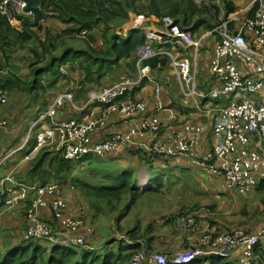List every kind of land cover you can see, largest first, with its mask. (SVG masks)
I'll list each match as a JSON object with an SVG mask.
<instances>
[{"label":"built area","instance_id":"2783aa9c","mask_svg":"<svg viewBox=\"0 0 264 264\" xmlns=\"http://www.w3.org/2000/svg\"><path fill=\"white\" fill-rule=\"evenodd\" d=\"M250 10H253L251 17H244L239 23L226 17L208 31V36L215 39V46L210 62L214 83L207 93L197 88L198 71L193 60L183 57L177 61L162 49L152 52L144 47L137 63L135 77L122 75L106 88L91 90L83 107L76 104L71 92L56 96L37 120L30 124L29 132L20 147L3 158L0 165L16 156L17 151L27 145L32 132L35 134V146L25 156V160L33 159L38 151L55 139L59 140V151L66 161L74 162L88 156L104 159L118 152L131 143L133 133L116 134L105 141L93 140L90 134L103 130L106 127V117L111 114L116 113L121 118H130L147 112L141 99L130 98L131 92L135 88H140L149 77L150 68L144 65L143 61L155 56H167L175 70L184 100L196 107L205 99L231 97L232 101L220 109L214 120L216 144L207 155L198 157L191 143L176 140L170 148L164 150L162 156L187 160L193 167L210 175L222 176L228 190L239 195L247 194L264 182V0H254ZM0 15L10 18L12 26L13 23L21 24L19 18H32L34 11L23 0H2ZM171 23L169 22V25ZM169 31L174 38L189 36V33H180L178 26L174 24L170 25ZM204 39L205 36H202L197 42ZM161 91L162 88L157 86L156 97ZM125 97L130 99L124 100ZM7 101L8 94L0 90V114ZM68 105L78 111L93 105L102 106L106 110L101 117H94L91 114L85 121L74 119L56 121L57 111ZM156 109L162 110L159 100ZM159 123V117L152 115L141 123L140 130L155 133L159 130ZM6 125L7 122L0 118V129ZM150 151L158 153L160 148L154 146ZM141 187L143 188V185ZM61 193L62 189L57 183L28 186L15 181L11 176L2 177L0 212L24 204L30 195L34 196L32 209L28 212L30 227L23 240L29 241L37 237V241L51 242L54 240L52 230L45 222L39 220L36 213L38 209L49 207L60 225L68 230L73 231L79 226L76 221L64 216L66 204L60 198ZM52 196L57 198L47 203L46 197ZM183 221L190 229H195L197 223L194 218L184 217ZM263 234L264 229L254 235L239 230L221 233L214 240L213 254L225 257L232 250L240 248L242 255L238 264H257L254 252ZM208 241L209 237L205 236L197 245L201 243L204 245V242ZM74 242L77 246L86 245L83 238H77ZM200 245L185 249L170 258L160 254L152 256V264H191L204 255ZM145 257V253L137 251L132 256L130 264H145Z\"/></svg>","mask_w":264,"mask_h":264},{"label":"crops","instance_id":"0c3cea01","mask_svg":"<svg viewBox=\"0 0 264 264\" xmlns=\"http://www.w3.org/2000/svg\"><path fill=\"white\" fill-rule=\"evenodd\" d=\"M229 1L233 4L234 13L229 14L227 18L232 19L233 21L236 20V23H239L242 19H244V17L247 16L254 0H229ZM195 2L199 6L202 4V2L206 3V1L204 0H195ZM146 20L150 21V27L142 26L141 23L138 29L146 30L147 32H149L150 40H153V38L158 37L163 43L161 44L163 48L164 45L168 46L169 48L162 50L170 53L175 60L179 61L183 57H188L191 60H193L195 62V65L197 64L196 68L197 67L199 68V74L204 73V75L202 76L200 75V77L198 78L197 81L198 90L205 92L206 90L211 88L213 86L214 80H212L213 79L212 76L210 77L211 75L210 62L213 56L215 39L208 36L212 40L204 45L205 39L198 43L197 41L199 39L197 40L198 37H196V35L199 36L202 32L203 33L205 32L204 34H206L209 30L206 31L204 27H201L193 35L189 34V36H183L182 38H174L169 31L170 25L175 24L173 20L171 19L162 20L163 22V29H161L163 30L162 32H159L157 30L158 28H156V26H158L157 20L148 19V18ZM140 21H143V19H141ZM168 21L172 23L169 25ZM12 27L15 28L16 30H20L21 24L13 23ZM124 30L127 31L125 34L126 36L129 32L128 27H126V29ZM156 35H163V36H156ZM195 43H198V45L196 46ZM66 47L69 46L66 44ZM138 55H139L138 59L136 58L137 62L135 64V72L138 69L137 63L139 61L141 54L137 52L136 57ZM158 57H167V56H158ZM134 59L128 60V62H123V61L119 62L118 66L115 68V71L113 72L114 73L113 76H109L107 80H104L102 83H100L101 84L100 89L110 86L115 80L119 78V76L122 75L127 76L131 74V72H133L131 70L132 69L131 67H133ZM171 67L175 74V70L170 60L168 64L162 67L160 71L155 70L152 72L150 70L148 79H146V81L144 82L138 93H136L135 96L130 95L131 99H141L144 102L145 107L147 109V112H145L144 115L137 114L130 118H121L116 113L111 114L106 117V127L103 130L100 129L90 134V137L96 141H105L116 134L133 133V136L131 138L130 144L119 149L118 152L109 155V157L118 156L117 159H115V161H111V160L102 161L97 159L88 160L82 164L79 170L74 171L71 178L65 181V183L62 185L61 188L62 196L66 204V210L64 211V216L70 219L72 218L75 219L79 217H84L82 215L84 213H86L85 217H91V216L93 217L94 215V213L91 212L87 207H85V211H83L84 210L83 199L85 198L81 193H77L76 184H74V182L71 181V179L74 178L86 179L87 176L83 177V174H80L79 172L89 174L100 170L101 174H105L106 173L105 170L114 169V170H118V172L123 171L127 173L129 172V168H130L136 176V180L138 182L137 188H139V192H142L143 189L146 187V185L149 184L148 181L150 179V174L148 170H152V172H155L156 174L154 177L157 176L158 180L168 179L169 177L168 175L158 173V171L162 168H169L170 166L174 165V161H178L180 159L177 157L165 158L164 156H162L164 155V150L166 148H170L176 140H186L189 143H191L198 157L207 155L215 146L216 135L214 132V120L218 116L220 109L223 106L228 105L232 101V98L221 97L218 100H211V99H207L205 101L201 100L198 103L197 107L191 104L190 102L184 100L183 98H181L180 100H178L175 96L171 98L169 91H167L168 89L171 88V84L169 82V78L165 74L167 69ZM71 68L75 69L74 72L70 70ZM61 70L64 74V77L59 79V81L57 82V85L60 82H62L61 89H58L57 91L50 92L46 90L43 92H39L36 95L34 94L26 95L25 93L22 92L9 93L11 97L12 94L23 95V97H18V96H16L15 98L12 97L11 98V100L13 101V106L11 108L12 110L8 108L5 110L6 117H12L13 119L17 120L18 118L17 115H20L19 119L23 118V121L21 122L19 120L17 124L19 125V127H23V128L22 130L19 131L18 135L12 133L9 134L8 131H3L4 129L0 130V156L4 151L9 150V148L12 146L14 142H17L21 140V138H23L25 134V128H27L28 126L30 127L29 123L33 121L34 118L36 119L43 110L45 111L47 106L54 100V98L62 94V92L63 93L73 92L75 95L73 93L72 94L74 95L77 101L76 104L79 107H83L85 105V102L87 100V95L91 91L93 86L87 85L83 87L82 83L80 84V81L84 78V75L81 71L77 69L76 65H72V66L67 65L62 67ZM73 75L74 78H72ZM113 78L114 80L112 81ZM67 79H69L70 81L68 83H65L66 82L65 80ZM160 80L163 81L165 87L160 84ZM47 82L49 81H45L44 86H46ZM157 86H160L162 88L161 94H159L158 97H156V93H155V89ZM178 88H179L178 93L180 96L181 88L180 86H178ZM68 89L69 91H67ZM130 98L125 97L124 100ZM17 99H19V101ZM158 100L161 102L162 105V110L160 111L156 109V103ZM42 107L45 108L40 109ZM105 110L106 108L102 106L93 105L85 110L78 111L68 105L60 108L57 111L56 121L66 120V119L85 121L91 114H93L94 117H101L105 112ZM8 112L10 113L8 114ZM152 115H157L159 117L160 120L159 130L155 133L149 131L146 132L141 131L140 130L141 123L146 118ZM30 118L32 119L29 120ZM48 123L49 122H46V124ZM22 131L23 134L21 135ZM58 146H59V140L55 139L51 143H49L44 149L48 153L50 152L55 153V152H59ZM154 146H159L160 151L158 153H152L150 151V148H153ZM24 163H28L25 166V168H24ZM29 163L30 162L26 161L25 158L21 156H15L9 159V161L0 165V179L2 177H7V176L13 177L14 172H13V168L11 167H13L14 165L15 168L19 169V171H22L24 169V173L22 175L23 178L25 179L26 174L29 171V168L31 167V164ZM111 163H113L114 165L109 166L108 168L104 166L105 164H107V166L111 165ZM138 167H142L145 170V173H143L142 176L143 178L138 177V171H137ZM203 172L207 174L206 176L211 185L199 184L197 188L192 186V189L191 188L188 189L184 187V186L190 187L189 185H185V184L182 185L183 190L191 195L193 194L194 189H198V191L201 193L207 192L210 194V198L207 204H205V206L200 207V205L198 204H193L191 207L187 208L188 215H191L193 217L195 216V218H197L198 220L197 228L190 229L183 221L182 216L177 217V215L176 216L172 215L171 219L166 221L165 220L158 221L155 219V217L149 216L145 225L143 226L144 228H142L141 231H143L144 229L146 230V232L151 230L150 237L147 239H149L148 245L150 249H152L153 253L163 254L169 258L173 254L182 252L183 250H185L184 248L188 249L199 246L200 244L197 245L198 242H200L205 236H207L209 237L210 241L204 242V245L201 243L200 245L201 252L204 254L203 256H209V255L217 256L213 254L214 253L213 243L215 238L220 235V232L223 231L222 228L224 226L221 220L216 219L217 212L221 213L222 215H226L228 211H231L235 208L238 209L241 203H245L246 200H248L251 197L254 198L258 197L259 205L260 206L263 205L264 188L263 189H261L262 187L258 189L254 188L246 195H239L227 189L222 176L210 175L205 171ZM141 185H143V188L141 187ZM175 191H178V189H176ZM230 192L233 194H231ZM224 194H227V196L228 195L231 196L234 200L230 204H227L225 201H223ZM234 194H237L239 196ZM77 197L80 201L77 199ZM191 197L193 196L190 197L183 196V199L191 200ZM238 197H241L243 200L239 201ZM46 201L47 203H51L53 201V198L46 197ZM202 201L203 198H200V203H202ZM209 209L214 210L215 213H213V211H209ZM19 211L24 212V210H19ZM19 211H17V209L16 211L14 210L10 211L9 209V211L6 210L4 212H0V235L2 236L4 234L3 228L1 226L3 225V227L7 226L5 229H8L9 232H12L13 230L16 239L13 240V237L11 236L9 237L10 243H8L5 240L6 241L5 248H3V243L1 242L0 239V249L3 248L1 253H3L8 248L15 247L21 242L18 240L21 237V231L26 226V221L24 220L22 215L21 216L19 215ZM38 211H40L39 215L41 216V218L50 222L53 221L49 210L40 209ZM14 221H16L15 223H17V226L12 224ZM259 229L262 230L263 227L257 229L242 228L240 230H243L247 233H255L253 231H257ZM86 230L89 231V223ZM69 234H66L63 237V239H61L62 242L68 241V239L71 237H75V232L74 233L69 232ZM87 235L89 237L91 235V232H88ZM263 238H264V234L260 236L258 245L254 252V256L257 264H264ZM91 245L95 249H97L93 244ZM65 246H68V244ZM241 255L242 254L240 248H237L232 250L229 255L223 258H227L228 262L231 261L238 264ZM145 264H152V263L146 261Z\"/></svg>","mask_w":264,"mask_h":264},{"label":"trees","instance_id":"16d2710c","mask_svg":"<svg viewBox=\"0 0 264 264\" xmlns=\"http://www.w3.org/2000/svg\"><path fill=\"white\" fill-rule=\"evenodd\" d=\"M1 1L2 0H0V3ZM23 1L27 3L29 8L33 9L34 16L32 18H19L21 22L20 30H16L11 26L10 18L0 15V90L5 91L8 96L10 95L9 93L12 92L36 95L39 92L52 89L59 79L64 77L61 69L67 65H77L78 70L84 75L81 83L83 85H90L93 83L99 84L105 77L113 76V72L119 62H128V60L135 58L133 67H131L133 72L127 75L132 78L135 77L136 58L138 59V56L136 57L137 51L139 48L146 45L149 32L142 29H132L123 37L114 33V31H110V23L117 21L118 23L115 25V28H119L121 26V23H119L120 20L127 21V19H129L127 12L131 9H137V5H139L140 8L145 7V12H142L144 16L157 20L158 26H163L162 20L171 19L174 21V25L178 26L180 33H189L190 35L196 33L201 27H204L206 31H210L220 20L234 13L233 4L229 0H217L216 2H218V4L216 2L214 3L213 0H204L206 3L202 2L200 6L196 4L195 0ZM48 13H52V18L58 20L67 27L61 30L60 33L52 34L48 28L42 25L44 19L48 18ZM252 14L253 10H250L246 17H251ZM98 26L103 28L101 33L102 45L99 48L94 49L90 46V41L93 42L94 39L86 41V47L82 50L66 47L65 42L62 41L65 37L75 38L82 32L90 33ZM40 35H42V37H40ZM31 42L36 46L30 47L29 54L22 58L25 59V61L20 62L27 68L28 72L19 75L14 73L8 76L2 75L1 71L10 60L8 56L9 53H11L12 50L16 52L18 50H24L25 45L28 43L31 44ZM154 49L158 51L160 49L169 48L166 45H164V48L160 45L155 46ZM168 62V57L155 56L149 60L143 61V64L147 65L153 72L155 70L160 71ZM41 64H43L42 67H40ZM45 81H49L46 86H44ZM139 90L140 88L133 89L131 95L135 96ZM209 90L210 88L204 93H207ZM73 98L74 101L77 102L74 95ZM8 105L9 103L7 101L2 108L0 118L4 117L6 119L5 110L8 108ZM37 118H34L33 121L37 120ZM29 128V126L25 128L23 138L27 136ZM23 138L14 142L9 150L4 151L0 156V161L10 152L17 150L22 144ZM34 146L35 134L32 132L27 145L22 150L17 151L16 156L25 158ZM93 159L97 158L88 156L74 162L66 161L60 151L48 153L45 149H42L37 152L33 159L26 160L30 162L29 164H31V167L26 174L24 183H28L26 184L28 186L45 185L50 178H54L58 180L60 184L59 187L62 188V185L66 180L71 178L75 170H79L84 162ZM7 161L9 160L5 162ZM114 172L115 173L107 171L105 174H101L100 170L89 174L79 172L83 174V177L87 176L86 179L74 178L71 179V181L76 184V189L81 190L89 200L91 199L97 203L104 202L106 207L111 210L116 208V205L128 195L129 201L124 207V213H119V219H121L124 216L126 217L133 205L139 194V188H137L136 184L132 183L131 179L126 175L128 172H118V170H114ZM157 180V176L153 178V181ZM255 188L263 189L264 182ZM148 190L159 191L157 189H152L149 183L141 193H145ZM46 209L50 211L53 221L50 222L43 218H41V220L44 221L51 230L54 223L61 226L60 222L55 219L52 210L49 207ZM119 221L120 220L117 219V222ZM231 230L232 228L223 230L220 234ZM67 231L70 233L74 232V230L71 231L68 229ZM135 231L136 228L129 231L127 235L135 238ZM52 236L54 240L51 242L22 240L15 247L8 248L3 253H0V264H126L131 260V254L122 256L121 253H125L127 250H133V246L135 248L138 247V244H132L129 248H121V246H119L120 256L117 254L113 259L114 255L110 251L107 256H102L100 259L94 254L93 248L87 245V242L85 246H77L71 242H69V244L72 246L69 244L65 246L67 244L63 245L61 243V237H55L54 234ZM146 243H149V239L146 240ZM147 256L148 255H146V257ZM191 264L236 263L225 261L224 258L220 256L210 255L202 256L194 260Z\"/></svg>","mask_w":264,"mask_h":264},{"label":"rangeland","instance_id":"374dc122","mask_svg":"<svg viewBox=\"0 0 264 264\" xmlns=\"http://www.w3.org/2000/svg\"><path fill=\"white\" fill-rule=\"evenodd\" d=\"M216 1L217 0H213L214 3ZM136 8L137 9H134V10L131 9V10H129V12H127L128 16H129V19H127V21L120 20L119 23H121L120 24L121 26L119 28H115V25L118 23L117 21L110 23V31H114V33L124 37L126 32H127L126 30H124V29H126V27H128V31H130L132 29H138L140 27L141 23H142V26L150 27V21L146 20L147 17H145L144 13H142V12H145V10H144L145 7L140 8V6L137 5ZM51 15H53V14L48 13V18L44 19V21L42 22V25L45 28H48L52 34L60 33V31L65 29L67 26L63 25L58 20H55L54 18H52ZM141 19H143V21H140ZM148 19H151V18H148ZM156 28H158L157 30L159 32L163 31V30H161V29H163V26H156ZM102 29L103 28L101 26H98L94 31H92L90 33L82 32L79 36H77L75 38L65 37L64 39H62V41H64L65 44H67L72 49H76V50L81 49L82 50L86 47V45H85L86 41L94 39L93 42L90 41V46L92 48L96 49V48L101 47V45H102V42H101ZM204 33L202 32L199 36L196 35V37H198L197 40L200 39ZM208 34H209V32L203 35L206 37L205 41H204V45L209 43L212 40L211 38L208 37ZM149 36L150 35H148V37L146 39L147 43L144 47H147L152 52H154L156 50V49H154V47L160 46L163 43L158 37L153 38V40H150ZM156 36H163V35H156ZM40 37H42V35H40ZM34 46H36V45H33L31 42V44L28 43L25 45L24 50H18L17 52L15 50H12V52L9 53V55H8L10 60L4 66L3 70L1 71V74L8 76V75H12V73H14L16 75L27 73L28 72L27 68L25 66H23L22 63H20V62L25 61V59H22V58L26 57L29 54V48L34 47ZM144 47H142V48H144ZM142 48H139L140 50L138 49L137 52H139L141 54L143 52ZM21 55H23V56H21ZM138 57H139V55H138ZM42 66H43V64L40 65V67H42ZM196 66H197V64H196ZM76 67H77V65H76ZM197 69H198V78H199L200 75L202 76V75H204V73L199 74V68L197 67ZM70 70L72 72H74L75 69L71 68ZM165 74L169 78V82L171 84V88L167 90V91H169L171 98H173L175 96L178 100H180L182 98L181 94L179 96V93H178L179 92L178 86H180V85H178L179 82H178V80H177V78L173 72L172 67L168 68ZM108 77L109 76L105 77L100 83H102L104 80H107ZM210 77H211V75H210ZM72 78H74V75ZM114 78L112 79V81L114 80ZM82 80L80 81V84H81ZM65 81H66L65 83H68L70 80L67 79ZM100 83L99 84H94V83L90 84L93 86L91 90L100 89V87H101ZM160 84L164 86L162 80H160ZM61 85H62V82H60L58 85L56 84L52 88L53 90L52 89H49V90L47 89V90L50 92L57 91L58 89H61ZM87 85H89V84H86V85L82 84L83 87H85ZM67 91H69V89ZM163 91H164V88H163ZM16 96L23 97L22 94H19V95L18 94H14V95L12 94L13 98H15ZM12 97L10 95L8 96V103H9L8 109H10V110H12L11 108L13 106V101L11 100ZM17 100L19 101V99H17ZM34 107H37V106H34ZM45 107H42L40 109H43ZM9 113L10 112H8V114ZM17 116H18L17 120L13 119L12 117H8V118L6 117V119L4 117H1L2 120H5V122H7V125L5 128H3L4 129L3 131H8L9 134L12 133V134L18 135L19 131L22 130L23 127H19V125L17 123L19 120L22 122L23 118L19 119L20 115H17ZM31 119L32 118H30L29 120H31ZM31 123H32V121L29 124H31ZM0 130H2V129H0ZM15 130H16V132H15ZM22 134H23V131H22L21 135ZM25 138L26 137L23 138V141L25 140ZM117 157L118 156H110V157L107 156L106 158L101 159V160L102 161H105V160L115 161V159H117ZM27 164L28 163H24V168ZM112 165H114V164L111 163V165H108V166H107V164H105L104 166L106 168H108L109 166H112ZM14 166L11 167V168H13V172H14V175H13L14 178L13 177L12 178L17 182L23 183L25 185L28 184V183H24V178L22 175L24 173V169L22 171H19V169L15 168ZM122 167H124V166H122ZM107 171L114 173V169L105 170L106 173H107ZM137 171H138V177L143 178L142 177L143 173H145L144 168L138 167ZM148 172L150 174V179L148 181L150 183V187L152 189H157L159 191L156 192V191L148 190L145 193L139 192V194L137 195L133 205L131 206L130 210L128 211L126 217L124 216L121 219H119V213L120 214L124 213V207L127 204V202L129 201L128 195H126L124 197V199L116 205V208L111 210L108 207H106V204L104 202H98L97 203V202H94L90 199V202H91L90 203L88 197H85V194L83 192H81V190H77V193H81L83 195V197L85 198V199H83V202H84V204H83L84 210L83 211H85V207H87V208H89V210L91 212L94 213V215H93V217L92 216L91 217H85L86 213H84V214H82L84 217H79V218H75V219L72 218L74 221L77 222V224H79V226L74 230L75 237H71L68 239V241H65V242H62V240H61V243L63 245L69 244V242L74 244L75 243L74 241L77 238H83L84 241L87 242V245H89L93 248L94 254L97 257H99L100 259L102 256L103 257L107 256V254L110 251L113 253V255H114L113 259H114L117 256V254L120 253L119 246H121V248H127V247L129 248V246L132 244H138L137 248H135L133 246V250H131V251L127 250L125 253L122 252L121 253L122 256H125V254H131V257H132L138 250V251L145 253L148 256L151 255V257H147V258L145 257L144 262L149 261L152 263V256H156L159 254L153 253L152 249H150L149 245L146 243V240H148L147 238L150 237L151 230L148 232H146L145 229L143 231H141V229L144 228L143 226L145 225L148 217L152 216V217H155V219L158 221H163V220L166 221V220H170L172 215H175V216L177 215V217L182 216V218L192 217L195 219V221L197 223L198 220H197V218H195V216L193 217L191 215H188L187 208L191 207L193 204H198V205H200V207L205 206V204H207V202L210 198V194L207 192L201 193L198 191V189H194L193 194L191 195L189 193H186L183 190L182 185L183 184L189 185L190 187H187V186H184V187L188 188V189H190V188L192 189V186L197 188L199 186V184H208V185H211V184L208 181L206 173H204L201 169H198L196 167L191 166L190 163L184 159H179L178 161H174V165L170 166L169 168H162L158 171V173L168 175L169 176L168 179H159L157 181H153V178H154L156 173L152 172V170H148ZM126 175L131 179V182L136 184V186L138 187V182L136 180V176L130 168H129L128 174H126ZM51 183H57L58 185H60L58 180H56L54 178H50V180H48L46 184H51ZM38 186H42V185H38ZM176 189H178V191H175ZM231 194H233V193H231ZM234 195H237V194H234ZM183 196H186V197L193 196V197H191V200L190 199L184 200ZM237 196H239V195H237ZM199 197L203 198L202 203H200ZM52 198L54 199L57 197L52 196ZM60 198L64 201L62 193H61ZM33 199H34V196L30 195L27 198L28 202H25L24 204H21V205H16L10 209V211H12V210L16 211V209H17V211L24 210V212L19 211V215L23 216L24 220L26 221V226L21 231V237L19 238V240L17 239L18 241H22L24 239V235L27 234L29 231L30 223L28 221V219H29L28 212L32 209ZM77 199H78V197H77ZM233 200L234 199L231 196H229V195L227 196V194H224L223 201H225L227 204H230ZM238 200L242 201L243 199L241 197H238ZM38 210H40V209H38ZM38 210L36 211V213L38 214L39 220H41V216L39 215L40 211H38ZM4 211H6V210H4ZM4 211H2V212H4ZM209 211H213V213H215L214 210L209 209ZM212 215H214V214H212ZM117 219L120 221L117 222ZM216 219L222 221V223L224 225L222 230H227L229 228H232V230L243 231L240 229H242V228L257 229V228H262V227L264 229V201H263V205L260 206L258 197H256V198L251 197L248 200H246L245 203H241L239 205L238 209L235 208L231 211H228L226 215H222L221 213L217 212ZM15 222L16 221H14L12 224L17 226V223H15ZM88 223H89V231L86 230L88 227ZM1 226H2L3 231H4V234H3L4 237H3V235L2 236L0 235V239H1V242L3 243V248H5L6 241L8 243H10L9 237L12 236L13 240L15 239V235H14L15 233L13 232V230H12V232H9L8 229H5L7 226L6 227H3V225H1ZM52 226H53L52 233L54 235H57L58 237H61L62 239L66 234H69V232L67 231L66 228L59 226L56 223H54V225H52ZM134 228H136L135 238L133 236L127 235V233L129 231L133 230ZM196 228H197V224H196L195 229ZM236 228H239V229H236ZM13 229H14V227H13ZM259 230H257L258 232L253 231L255 233H247L245 231H243V232L247 233L248 235H254V234H257L261 231V230L260 231ZM88 232H91V235L89 237L87 235ZM30 240H33L34 242H36L38 239H37V237H34ZM263 241H264V238H263ZM93 242H95V243H93ZM91 244H93L97 249H95ZM69 245L72 246L71 244H69ZM3 248L0 249V253L3 250ZM184 249H186V248H184ZM160 255H163V254H160ZM119 256H120V254H119ZM163 256H165V255H163ZM224 260L228 261L227 258H224ZM130 261L131 260H129L126 264H130Z\"/></svg>","mask_w":264,"mask_h":264}]
</instances>
